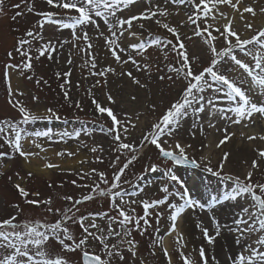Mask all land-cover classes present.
Listing matches in <instances>:
<instances>
[{
  "label": "snow or ice",
  "instance_id": "snow-or-ice-1",
  "mask_svg": "<svg viewBox=\"0 0 264 264\" xmlns=\"http://www.w3.org/2000/svg\"><path fill=\"white\" fill-rule=\"evenodd\" d=\"M44 3L47 10L40 11L36 10L34 0L11 5L17 10L11 16L12 21L25 15L20 11L22 7L39 19L16 37L12 49L6 53V61L0 65L7 103L18 113L17 117L0 118V167L5 166V159L18 155L25 163L39 158L44 161V169H60L47 155H41L49 148L38 142L40 138L49 145L79 141L77 151L80 147L91 153L104 151L102 146L89 148L81 139L82 132L91 137V129L30 132L24 127L38 121L69 123L54 108L38 113L28 107L22 99L26 93L13 87L12 77L35 80L37 86L47 85V80L36 76L35 63L42 58L58 62L63 49L70 44L67 65H72L74 54L80 55L81 67L87 69L88 77L96 78L88 95L96 119L106 121L101 131L110 139L112 172L110 177L95 168L77 172L81 180L92 183L77 185L72 181L86 191L79 197L62 196L65 203L60 207L54 206L51 196L40 198L39 192L32 193L20 183L13 184L19 199L10 201L9 211L0 216V264H117V261L123 264L125 252L135 264L139 241L134 233L145 236L149 229H153L150 254L155 256L158 249L166 264H172V253L165 246V237L173 234L174 251L181 264H264V148H253V157L242 161L245 167L239 173L226 170L231 152L223 150L236 136L230 129H249L264 123V26L255 23L258 17H264V0H44ZM139 6H143L142 10L133 12ZM182 10L185 19L173 25L170 17ZM6 15V0H0V16ZM237 19L243 24V31L235 27ZM147 22L174 39L154 35L145 28ZM49 26L61 35L69 30L68 39L46 37ZM184 27L187 31L182 34L180 28ZM128 39L137 42L125 44ZM99 40H103L102 47L106 50L103 57L94 53L97 47L94 41ZM186 41H199L201 48L192 52ZM150 48L163 53L165 63L152 62L147 54ZM109 59L111 62L105 63ZM127 65L131 67L126 68ZM55 75L57 80L63 79L59 86L68 106L83 112L81 102H73L70 89L66 88L71 68ZM110 77L126 78L135 89L143 90V103L131 92L127 104L132 110H124L123 104L117 108L118 101L109 89ZM154 81L165 85L156 93L155 100L150 88ZM96 88L105 89L103 99L93 93ZM168 95L171 99L167 101L161 98ZM31 98L34 102L39 100L36 95ZM138 106L143 111L137 110ZM145 113H151L153 118L139 127ZM74 119L84 124L79 116ZM138 127L137 137L134 133ZM181 130H186L191 140L199 136L208 141L209 130L220 134L222 138L215 143V149L221 155L215 158V163L211 153L205 151L212 148L211 143H202L194 149L192 143L180 138ZM240 138L264 142V134L248 135L241 131ZM5 147L9 151H3ZM147 150H154L155 159L147 158L140 173H134L133 184L125 176L144 159ZM55 155L73 157L77 152L65 149ZM95 162L103 163V158L97 156ZM16 175L23 179L19 173ZM31 176L29 172L28 177ZM149 176L153 179L149 180ZM8 179L11 181L12 177ZM125 185L133 190L129 191ZM201 185L207 197L204 192L199 196L193 194L194 190L200 191ZM153 187L158 197L147 195V190ZM101 201L108 204L107 210L101 205L100 211H82V206ZM137 207L142 209V215ZM225 208L232 211L222 220L220 213ZM204 213L207 225L204 220L196 222L204 243L198 249L186 251V237L178 222L186 214ZM164 218L169 227L162 233L160 221ZM153 219L155 227L150 222ZM219 240L230 241L220 245L223 260L217 256ZM140 264H145L143 258Z\"/></svg>",
  "mask_w": 264,
  "mask_h": 264
},
{
  "label": "rangeland",
  "instance_id": "rangeland-1",
  "mask_svg": "<svg viewBox=\"0 0 264 264\" xmlns=\"http://www.w3.org/2000/svg\"><path fill=\"white\" fill-rule=\"evenodd\" d=\"M21 0H6V7H7V15L6 16H0V65H2L3 62L6 61V53L7 51L11 50L13 45L15 44V39L17 36L21 35L25 30L30 28L33 23L39 17L27 13L26 8L22 7L20 11H24L25 15L22 17H18L16 21L11 20V16L15 14L16 9H12L11 5L20 3ZM29 2H32V0H29ZM248 2H251V0H248ZM35 8L36 10H47V6L44 3V0H34ZM143 6H139L137 8L133 9V12H137L142 10ZM227 10V9H225ZM185 19L184 11H180L179 15H175L170 17V21L173 25H179L183 20ZM211 23V21H209ZM224 21H221L223 23ZM235 27L243 31V24L239 21V19L235 22ZM145 28L148 29L151 33L154 35H165L169 36L166 32H164L162 29H159L155 24L151 22L145 23ZM138 31V29H133ZM187 31V27L180 28V32L183 34ZM147 35V33H145ZM45 36L48 38H52L53 40L58 39H68L69 37V30H64L63 34L56 32V30L52 27H47L45 31ZM169 38L174 39L173 37L169 36ZM102 41L103 40H99ZM94 41V43H99ZM137 41L135 39H128L125 40V44L130 43H136ZM186 44L190 51L197 52L201 48V43L199 41H186ZM71 48V45L69 44L63 49V54L58 58V62L56 61H49L46 58H42L40 62L35 63V73L37 77H43L45 80L48 81L47 85L41 84L37 86L35 84V80L29 81L27 79H18V83L16 86H13L14 88L19 87L22 91L26 93V95L22 98L25 103L28 105V107L32 108L33 111H36L38 113H43L46 108H54L62 117H67L69 120L68 124H64L63 121H38L31 125L24 126L28 131H42L47 129H52L53 131H61L63 129L71 130L73 128H87L91 129L93 131V135L91 137H88L84 135L82 132L81 139L86 141L89 145V148L92 146H102L104 151L101 153L100 151H97V153H91L87 148H79V141L70 140L67 144L65 143H55V144H48V147L52 148H58V151L62 150H68L72 152H77V155L73 157H59L63 159L64 161H70L77 159L75 165H72V167H61L60 169H52L51 171L47 173H33L32 171H29L23 167V159L20 158L18 155L15 159H5L3 161L4 167H0V173H3L0 175V216H4L9 211L7 205L10 201L18 200V194L16 190L13 187V184L20 183L22 186H24L27 190H29L32 193L39 192L40 198H46L51 196L54 200V206L60 207L65 202L61 199L62 196L65 195H71L74 197H79V195L82 192H85L86 190L80 187H77L76 185L72 184V181H76L77 185L88 183L91 184V180H81L79 176L76 175L77 172L84 171V172H90L91 169L95 168L98 171H104L107 172L109 177L111 176L112 169L109 168V162H110V155L108 152V146L110 143L109 137L105 134L104 131H101L102 128L105 127L106 121H98L95 117V113L93 111V105L91 104V100L88 95V89L93 84L95 77H88V71L85 68L81 67V64L83 63L82 57L80 55L74 54L72 56L73 63L72 65H67V54L68 50ZM97 48V47H96ZM96 48L94 49V53H96ZM104 52L106 51L103 48ZM154 63L163 64L165 63L163 53L160 51H157L155 48H150L147 53ZM171 59V57H170ZM111 62L110 59L105 61V63ZM126 68H130V65L125 66ZM71 68V76L68 78L70 81L69 85H66V88H69V95L71 100L77 101L79 100L81 102L82 107L84 108V111L81 112L77 110L74 106L69 107L68 103L65 102L63 93L60 89V84L63 83V79L57 80L55 73L57 71L60 72H67ZM119 71V68H118ZM153 72L155 73V68H153ZM136 74V73H134ZM85 77H88L85 79ZM77 85H79L77 87ZM122 85V87H121ZM165 87L164 84L156 83L155 81L150 84V88L152 89L151 95L153 100L156 99V93ZM109 89L111 90L112 94L116 97L118 101L117 108L121 104L125 105L124 110H132V106L127 104V97L128 94L131 92H135L140 100L141 104L144 101L145 98V92L143 90H137L135 89L130 81H128L126 78L121 80L116 77H110L109 81ZM93 93L97 96L98 99H103V92L105 89L102 88H96L92 89ZM169 93H171V89H167ZM36 95L39 97V100L34 102L32 100V96ZM162 99L167 101L168 99H171V95L168 96H162ZM137 110L143 111V108L138 106ZM156 115H159V112L156 113ZM18 113L13 110L7 103V93L5 89V85L3 82V74H2V68H0V118H6V117H17ZM79 116L82 121H84V124L81 125L80 123L75 121V117ZM153 118V115L151 113H145L144 116L141 117V124L139 127L145 126V121L150 120ZM138 129L135 131L134 135L139 136L140 131ZM187 127V126H186ZM212 139H217V141L222 138L220 134L212 131ZM180 138L187 143H192L194 149H198L200 145L203 143V138L197 136L195 140H191L188 137L186 130L180 131ZM38 142L44 143L46 146V141L44 138H40ZM215 143L212 145V148H215ZM73 146H76L77 148L73 149ZM47 147V146H46ZM3 151H9L7 147L2 149ZM35 150V149H34ZM225 151H230L231 156L229 163L227 165L226 170H230L232 172H242L244 170V165L242 164V161L244 159H248L249 161L253 157V153H245L243 151L240 152H234L232 151V148H224ZM38 151V150H36ZM79 153H82L83 156L79 158ZM197 155L200 153L197 152ZM211 155L214 158L219 157L221 155V151L214 149V152L211 153ZM97 156H100L103 158V163L95 162V158ZM152 157L155 159L154 150H147L144 154V159H142L134 169L130 170L128 174L125 176V179H128L135 184V174H139L142 170L144 164L147 162V158ZM81 160H87V163L81 164ZM32 172V176L28 177V173ZM16 173H19L20 177H23L21 180L17 177ZM12 177L11 181H9L8 177ZM153 176H149V180H152ZM204 183H207V180L204 181ZM51 185V187H49ZM62 185V187H61ZM129 191H132L133 188H131L129 185L124 186ZM200 192H204L205 197H207V193L205 192L203 185H201L200 191H193V194L195 196H199ZM153 194H156V196H159V193L156 192V189L150 188L147 190V195L152 196ZM31 198V197H30ZM101 205L103 210H107L108 204L106 202L101 201L99 204L97 203H90L82 206V211H100ZM230 212L232 211L231 208ZM162 212H165V209L161 207L160 209ZM38 211V210H37ZM137 212L142 213V209L137 207ZM167 216V213L165 212V217ZM204 219L205 224L207 225V213L200 214V217L197 220ZM192 222V224H188L186 221H184V232L186 237V243L188 245L186 251H191L194 247L199 248V246L204 243L202 239L201 232L196 228V222ZM153 226L155 227V220L150 221ZM160 226L162 229V233L164 231H167V228L169 227V221L164 218L160 221ZM153 229H149L148 233L145 236H140L137 233H134L135 239L139 241V248H138V257L135 261V264H140V259L143 258L145 260V264H166V260L162 253L157 249L156 255L153 256L150 254L151 250L149 247L150 244V238L152 236ZM174 235L168 236V249L172 253V264H181V262L178 259L177 253L174 251L175 248V242H174ZM228 240H219L218 244L225 245ZM230 242V241H229ZM125 254V261L123 264H133L132 259L130 257V254L127 252ZM217 256L219 259L223 260V253L221 251L220 245L217 251ZM117 264H120L119 261H117Z\"/></svg>",
  "mask_w": 264,
  "mask_h": 264
},
{
  "label": "bare ground",
  "instance_id": "bare-ground-1",
  "mask_svg": "<svg viewBox=\"0 0 264 264\" xmlns=\"http://www.w3.org/2000/svg\"><path fill=\"white\" fill-rule=\"evenodd\" d=\"M255 23L259 26H264V17H258L255 21ZM103 43L102 41H99V43H97V48H96V53H99V55L101 57L104 56L105 52L103 50ZM17 82V78L15 77V75L12 77V83H13V86H16L18 83ZM230 131H234L236 132V136H234L232 138V140L227 144L226 147L224 148H232V151L234 152H240V151H243L245 153H253L252 152V149L253 148H256V147H261V148H264V142H260V141H255V142H248L246 140H241L240 138V132L241 131H244L246 132L248 135H251V134H264V123H261L259 124L258 126H254V127H251L249 129H241L239 127H234L232 129H230ZM209 137H208V141H203V143H211L214 145V142H217V139H212V131L209 130ZM46 146L48 147V143H46ZM49 148V147H48ZM74 148H77L76 146H73V149ZM214 147L211 148V149H206L205 151H208L210 153L214 152ZM58 151V148H52L50 147L49 148V151L44 154L42 153L41 155H47V157L50 158V161L52 163H56V164H59L60 165V168L63 167H72V165H75L77 159H74V160H70V161H64L63 159L57 157L55 155V153ZM79 158H81L83 156L82 153H79ZM43 164H44V161L39 159V158H35L31 161V163H25V161L23 160V167L29 171H32L33 173H47L49 171H51L52 169H44L43 168ZM230 213V209L228 208H225L223 209V211L220 213V218L223 220V219H227L228 218V214ZM200 217V215L198 216V218ZM197 220V215H194V214H186L179 222H178V228L180 230V232H182L185 236V232H184V221H186L189 225L192 224V222H195ZM204 220V219H202ZM207 221V220H206ZM175 236V234H173ZM229 241H227L226 244H228ZM219 245L221 244H218L217 246V251H218V248H219ZM165 246L168 248V237H165Z\"/></svg>",
  "mask_w": 264,
  "mask_h": 264
}]
</instances>
